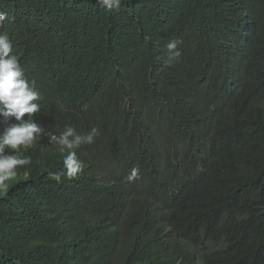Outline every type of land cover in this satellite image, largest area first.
Returning <instances> with one entry per match:
<instances>
[{
    "label": "trees",
    "instance_id": "obj_1",
    "mask_svg": "<svg viewBox=\"0 0 264 264\" xmlns=\"http://www.w3.org/2000/svg\"><path fill=\"white\" fill-rule=\"evenodd\" d=\"M236 1L121 0L109 11L97 0H0L28 77L69 87L60 111L79 116L77 133L143 144L128 154L141 166L144 145L160 158L148 183L110 181L98 148L83 145L88 180L58 183L49 173L63 172V156L38 141L0 194V264H264V0ZM234 24L250 26L235 90L198 102L193 84L216 67L212 29ZM170 40L181 51L171 66ZM125 103L134 123L154 118L152 143L129 129Z\"/></svg>",
    "mask_w": 264,
    "mask_h": 264
},
{
    "label": "clouds",
    "instance_id": "obj_2",
    "mask_svg": "<svg viewBox=\"0 0 264 264\" xmlns=\"http://www.w3.org/2000/svg\"><path fill=\"white\" fill-rule=\"evenodd\" d=\"M97 2L109 11L121 5V0ZM188 2L187 5L196 2L199 8L203 4H209L215 9L219 3L214 0ZM8 19V13L0 11V194L7 192L9 187L7 182L17 177L19 168L32 163V158L28 154L32 153V147L38 141L40 144L45 141L46 148L54 147L53 151L59 150L63 156V172L49 173L50 178L58 183L61 182L62 176L69 180L78 179L83 185L88 180L92 166L91 155L80 157L77 156L76 150L89 144L98 148L97 157L102 155L104 166L100 171L105 178L110 181L127 180L135 184L148 183L160 160L158 148L153 149L144 145L148 148L145 155L148 160L145 166H141L136 160L129 159L128 154L134 155L143 144H124L116 139L112 132L99 131L97 127H92L86 134L77 133L74 127L79 116H61L60 111L62 95L69 87L59 77L60 75L54 74L39 80L28 77L27 68L15 52L12 39L8 32L3 30ZM249 29L248 25L244 28L235 25L232 29L224 26L217 33L212 29L211 35L216 41L214 54L216 67L208 78L200 73L199 80L193 84L196 85L194 88L196 101L210 102L212 93L216 100L232 95L247 59ZM179 43L180 41L170 40L166 45V64L169 66L178 62L181 56ZM208 83L211 85L210 88ZM93 90L96 91L94 87ZM123 91L134 97L125 89ZM72 94L77 96L70 87L69 95ZM122 108L123 113L129 116V129L139 130L138 133L146 132L145 142L152 143L149 138L154 135L152 131L154 118L152 116L146 118L148 126L145 127L139 122L134 123L135 112H132L130 103H125ZM44 120L45 127L41 125ZM79 122L84 124L83 121ZM66 178L64 183L69 184Z\"/></svg>",
    "mask_w": 264,
    "mask_h": 264
}]
</instances>
